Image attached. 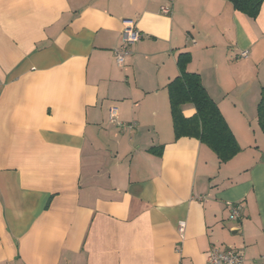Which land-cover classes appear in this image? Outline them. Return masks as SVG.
I'll return each mask as SVG.
<instances>
[{"label":"crops","instance_id":"0c3cea01","mask_svg":"<svg viewBox=\"0 0 264 264\" xmlns=\"http://www.w3.org/2000/svg\"><path fill=\"white\" fill-rule=\"evenodd\" d=\"M124 19L142 37L119 66ZM182 52L239 145L225 162L175 138ZM263 85L264 0L255 18L228 0H0V264H208L228 247L264 264Z\"/></svg>","mask_w":264,"mask_h":264},{"label":"trees","instance_id":"16d2710c","mask_svg":"<svg viewBox=\"0 0 264 264\" xmlns=\"http://www.w3.org/2000/svg\"><path fill=\"white\" fill-rule=\"evenodd\" d=\"M235 10L255 18L263 0H228ZM190 60L187 52L177 57L179 74L167 84L170 114L175 138L191 136L206 144L225 162L239 151V145L217 104L208 95L198 73L189 72L186 64ZM191 103L195 113L190 117L182 114L181 106ZM257 121L264 134V85L260 89L257 104Z\"/></svg>","mask_w":264,"mask_h":264},{"label":"built area","instance_id":"2783aa9c","mask_svg":"<svg viewBox=\"0 0 264 264\" xmlns=\"http://www.w3.org/2000/svg\"><path fill=\"white\" fill-rule=\"evenodd\" d=\"M172 1V0H167ZM160 11L163 14H169L171 12V7L168 4H163L160 6ZM142 33L137 29L135 22L132 19H124L122 21L121 30V43L120 46L114 51V58L117 65L122 66L125 61L126 55L129 53L128 46L139 39H141ZM241 57H246L248 55L247 50L241 51L239 53ZM117 107L110 106L108 109V120L110 123L115 124L119 127L131 128L132 124H124L117 119ZM230 219H238L240 216L241 203L235 202L230 203ZM185 227V222L180 221L178 224V230L180 233L183 232ZM208 264H243V256L239 251L232 247L225 249L212 248L207 255Z\"/></svg>","mask_w":264,"mask_h":264}]
</instances>
